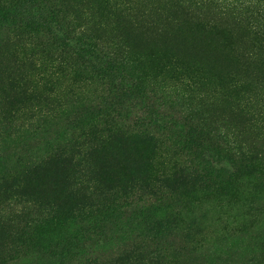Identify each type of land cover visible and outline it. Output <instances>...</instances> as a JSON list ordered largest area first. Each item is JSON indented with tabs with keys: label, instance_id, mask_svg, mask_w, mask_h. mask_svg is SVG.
Listing matches in <instances>:
<instances>
[{
	"label": "trees",
	"instance_id": "1",
	"mask_svg": "<svg viewBox=\"0 0 264 264\" xmlns=\"http://www.w3.org/2000/svg\"><path fill=\"white\" fill-rule=\"evenodd\" d=\"M75 1L0 0V263L69 231L63 264H73L75 250L123 217L146 221L147 236L115 254L90 248L75 264H167V251H184L172 201L229 191L222 167L264 176V136L246 142L230 118L213 115L208 78L172 52L243 69L228 76L226 94L243 93L240 114L257 121L264 0ZM189 19L200 32H189ZM239 42L250 46L241 58ZM155 73L173 74V84ZM44 183L63 191L49 200Z\"/></svg>",
	"mask_w": 264,
	"mask_h": 264
},
{
	"label": "rangeland",
	"instance_id": "2",
	"mask_svg": "<svg viewBox=\"0 0 264 264\" xmlns=\"http://www.w3.org/2000/svg\"><path fill=\"white\" fill-rule=\"evenodd\" d=\"M91 1L97 8L96 1L98 0H81V2L75 1L74 3L84 5ZM92 3H87V5ZM186 26L188 30L190 29V33L200 32L201 24L197 22L189 19ZM198 37L206 38L203 35ZM245 44L239 42L237 45L236 43L240 49L238 52H248L250 46L244 48ZM203 49L201 46V50ZM172 53L181 58L189 57L186 61H179L188 68L187 72H193L198 77L208 78V81L205 79L206 88L204 90L208 93L213 115L230 118V122L241 130L242 136L248 137H244L247 139L246 142L262 141L261 137L264 136V122L262 121L264 108H261L260 105H264V101L261 99L260 103L258 102L257 108L259 110L257 108L250 110V112H255L256 117H258L257 121L252 122L253 117L250 114H247L246 118L240 114L241 107L244 108L246 105V100L242 98L244 94L239 92L230 96L226 94L229 88L228 76L231 73H237L236 76L241 79L242 76L240 75L243 73V69L231 67V63L222 65V57L215 63L216 68L213 69V64L204 62V57L198 54L197 57L194 56L195 58H193L177 49H174ZM243 53L239 58L244 55ZM157 76L158 82L165 83L164 85H167L168 82L172 85L174 82L175 76L173 74H168L167 81L161 74ZM158 82L156 83L158 84ZM256 92L260 94V91ZM53 132L50 131L49 133ZM252 147L254 146L252 145ZM163 154L156 157L160 167L166 162ZM3 157L6 158L7 156ZM3 162L4 160L0 155V164ZM222 169V178L220 179L217 175L216 179L228 182L230 184L228 186L230 187L229 191L217 194L211 188L208 194L199 195L191 200L176 199L169 204L168 211L171 212L169 222H172L178 230L175 241L179 246H183L184 251L182 255L176 256L174 249L167 251V247V264H255V260L260 259L261 255L264 254V241H262L264 239V176L259 172H249L246 168L222 167ZM44 184L46 186L43 192L49 200L55 197L56 190L63 191V187L60 185L57 187L50 185V183ZM140 222L143 224H140L138 220V224L135 225L120 217L115 221L116 224L106 225L103 238L93 240L83 251H74L73 264L78 260L83 262L82 256L90 248V250L94 248L95 253L115 254L119 252L121 247L130 244L131 241L139 242L141 237H146L148 234L147 222ZM63 233L68 234L69 231H63L53 236L52 241L47 245L43 244L39 250L34 246L27 254L14 255L0 264H63ZM166 241L164 242L165 246L173 244L172 241ZM250 259L252 260L248 262ZM262 264H264V260Z\"/></svg>",
	"mask_w": 264,
	"mask_h": 264
}]
</instances>
